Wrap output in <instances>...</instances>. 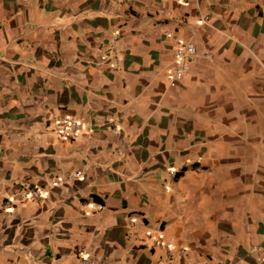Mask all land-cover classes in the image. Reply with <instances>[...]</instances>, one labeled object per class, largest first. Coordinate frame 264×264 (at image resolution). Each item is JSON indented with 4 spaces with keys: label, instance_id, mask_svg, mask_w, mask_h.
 Masks as SVG:
<instances>
[{
    "label": "crops",
    "instance_id": "1",
    "mask_svg": "<svg viewBox=\"0 0 264 264\" xmlns=\"http://www.w3.org/2000/svg\"><path fill=\"white\" fill-rule=\"evenodd\" d=\"M263 261L264 0H0V264Z\"/></svg>",
    "mask_w": 264,
    "mask_h": 264
},
{
    "label": "built area",
    "instance_id": "2",
    "mask_svg": "<svg viewBox=\"0 0 264 264\" xmlns=\"http://www.w3.org/2000/svg\"><path fill=\"white\" fill-rule=\"evenodd\" d=\"M196 47L193 43L188 42L181 44L176 49L177 56H191L195 53ZM189 65L187 62L183 61H175L172 63L170 68V74H169V81L171 84H174L178 80H180L183 75L188 71ZM52 131L53 133L59 137L64 139H74L78 136V121L76 118H74L71 115H65L59 119H56L52 123ZM80 171L76 172V175H79ZM41 192L38 189L25 187L21 193L19 194V200H24L27 198L40 200L41 198ZM13 200H6L5 206L9 209L13 206ZM101 208V206H99ZM167 257L170 258L169 253L167 254ZM82 262L86 263V259L84 260L82 258ZM264 264V261L262 262Z\"/></svg>",
    "mask_w": 264,
    "mask_h": 264
}]
</instances>
